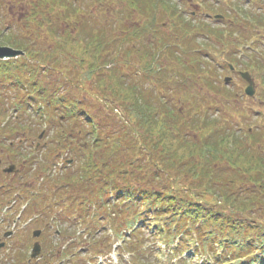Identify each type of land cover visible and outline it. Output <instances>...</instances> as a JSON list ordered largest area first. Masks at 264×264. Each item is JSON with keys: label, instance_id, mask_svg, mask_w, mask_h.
<instances>
[{"label": "trees", "instance_id": "16d2710c", "mask_svg": "<svg viewBox=\"0 0 264 264\" xmlns=\"http://www.w3.org/2000/svg\"><path fill=\"white\" fill-rule=\"evenodd\" d=\"M184 15L171 0H0V47L25 54L0 61V213L16 196L10 220L58 221L65 245L44 239L31 263L11 246L0 264H89L119 240L132 264L264 260V112L251 132L213 118L239 101L211 58L234 30ZM63 153L75 163L59 170Z\"/></svg>", "mask_w": 264, "mask_h": 264}, {"label": "rangeland", "instance_id": "374dc122", "mask_svg": "<svg viewBox=\"0 0 264 264\" xmlns=\"http://www.w3.org/2000/svg\"><path fill=\"white\" fill-rule=\"evenodd\" d=\"M172 2L176 3L178 0H171ZM238 6L236 7H231L230 4L235 3L234 0H209L207 3V9L204 11L203 6L202 7H197L195 4L198 2L197 0L193 1L191 3V8L192 11L197 8V13H199V17L196 19H193V22L197 23L201 20V23H203L206 26H209L210 28H218L221 29V27H224L222 23H217V21L214 20L215 14H219L220 12L222 14L226 13V15L231 18V19H238L242 20L239 17H243L245 19H248L242 15L243 11H249L250 13L257 12L260 15L264 13V5H263V10H262V5L260 2L255 1V0H236ZM201 1H199L200 3ZM185 6L187 4L190 5V3L187 0H184ZM187 3V4H186ZM236 10L237 12H234ZM190 12V11H188ZM229 12V13H228ZM259 15V16H260ZM185 17L187 15H184ZM227 24V22H226ZM228 25L225 27L227 28ZM252 35L249 37H246L244 40H241L239 42V46L236 51H233L234 53L231 52H222L221 46L217 45L218 43L215 44V47L212 48L211 54L213 58V62L224 64L226 65L228 63H231L234 68H236V71L244 72L247 71L249 72V78L254 82L256 85V91L253 93L254 96L252 98H249L245 96L243 93V88L245 87L246 83L242 81L237 73L235 75H232L233 80L231 84H228V89L229 91H233L238 93L239 95V101L238 104H232L228 102H222L218 106H220V109L223 110V113H219V116L217 113L213 115V118L218 119V121L227 120L230 123V127L234 130H239V127H236V123H240L239 126L243 125L241 122H244L246 125L247 123H259L261 122L260 118H258L259 112H264V105L259 104V103H264V58H257V55H261L264 57V27L263 28H258V29H252ZM251 33V32H250ZM259 37V39L257 38ZM207 39L200 35L199 38L197 39V43L195 44L198 48L202 47V44L206 41ZM237 42V41H236ZM195 46V47H196ZM228 48L230 46L226 44ZM196 47V48H197ZM197 48V49H198ZM199 51V50H198ZM230 57L233 61L231 62L229 60ZM251 57V58H248ZM204 60L207 61L209 60V55L208 57L203 56ZM234 62V63H233ZM220 79L222 80L224 77L230 76L227 68L224 69L222 72L220 71ZM198 85H202V81H198ZM255 87L253 86V90ZM199 90V89H198ZM193 91V90H190ZM199 91H207L206 88L203 90ZM234 94V93H233ZM219 103V102H216ZM224 107V109L222 108ZM216 109V108H215ZM236 122V123H235ZM217 125H219L217 123ZM222 129H226L225 126H223ZM45 138L41 141V145L44 143ZM22 150H24V153H28L30 150V147L26 145L22 146ZM69 157V155H67ZM7 165H3L5 167ZM10 177H13L9 175ZM38 225V224H36ZM26 227V228H25ZM40 227V225H38ZM61 227L60 223L55 224V229H58ZM41 229V228H38ZM54 228H51L49 234L45 233L44 238L51 237V235L54 233ZM35 230L32 226H28L25 222L23 223H16L15 225H7L0 223V239L1 242L5 243L4 248L0 250V252L7 247L13 248V250H16L17 248L21 249L23 253L26 254V256L29 258L30 254V249L32 247V244L36 241H38L42 245V240L40 239H32L31 233L32 231ZM6 231V232H11L10 238L4 239L1 234ZM82 231L78 230L76 237H79L81 235ZM56 237V236H55ZM52 238L54 242L57 244V247L59 243H62L60 241L61 239L57 240V238ZM51 238L48 239V242L51 241ZM23 241V245H20V241ZM27 239V242L25 241ZM61 251V250H60ZM109 261H111V264H117L114 260L117 259V254L112 253L110 256L107 257ZM123 260V263H126L128 261V255L125 254L124 257L121 258ZM102 261H106L105 259H99V263H102ZM106 264H110L109 262H106Z\"/></svg>", "mask_w": 264, "mask_h": 264}, {"label": "flooded vegetation", "instance_id": "af4514ba", "mask_svg": "<svg viewBox=\"0 0 264 264\" xmlns=\"http://www.w3.org/2000/svg\"><path fill=\"white\" fill-rule=\"evenodd\" d=\"M182 2H184V0H181ZM189 2H191L192 0H188ZM235 1V6H238L237 1ZM261 3L262 5V10H263V5H264V0H255ZM220 15L222 14H215V16L213 17L215 21H217V23H222L224 27H226L227 25H229L230 27H233L235 29H240L243 31H253L252 29H258V28H263L264 27V13L263 15L260 13L258 14L257 12H253L250 13L249 11H243L242 15L248 19L243 18L242 23H236V20H233L231 18H229L226 14L222 15V18H219ZM260 15V16H259ZM193 16V13H192ZM227 22V24H226ZM234 71L237 73L238 71H236L234 69Z\"/></svg>", "mask_w": 264, "mask_h": 264}, {"label": "water", "instance_id": "95a60500", "mask_svg": "<svg viewBox=\"0 0 264 264\" xmlns=\"http://www.w3.org/2000/svg\"><path fill=\"white\" fill-rule=\"evenodd\" d=\"M22 55V52L20 51H16L13 50L11 48L8 47H0V60H4V59H12V58H16ZM241 77L247 81L248 83V87L245 90L246 95L248 96H252L254 91H253V82L252 80L249 78L247 73H243L241 74ZM15 170L14 166H10L7 169L4 170L5 173H11ZM39 232H34L33 233V237H38L39 236ZM4 244H0V248L3 247ZM31 258H35L36 256H38V254L40 253V246L38 244H35L33 246L32 252H31Z\"/></svg>", "mask_w": 264, "mask_h": 264}]
</instances>
